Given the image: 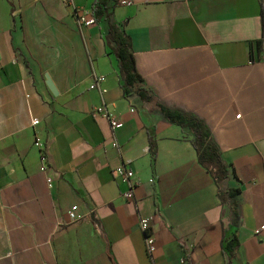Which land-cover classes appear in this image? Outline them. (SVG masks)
I'll list each match as a JSON object with an SVG mask.
<instances>
[{
  "label": "crops",
  "instance_id": "crops-1",
  "mask_svg": "<svg viewBox=\"0 0 264 264\" xmlns=\"http://www.w3.org/2000/svg\"><path fill=\"white\" fill-rule=\"evenodd\" d=\"M70 1L0 0V264H151L141 218L151 219L157 264H228L234 235L235 264H264V0ZM98 3L130 37L158 101L209 128L232 170L222 191L240 189L237 217L191 132L125 97L106 19L87 27L75 15H95ZM96 76L105 80L91 89ZM102 105L123 128L94 114ZM123 164L139 180L135 199L115 173Z\"/></svg>",
  "mask_w": 264,
  "mask_h": 264
},
{
  "label": "trees",
  "instance_id": "trees-1",
  "mask_svg": "<svg viewBox=\"0 0 264 264\" xmlns=\"http://www.w3.org/2000/svg\"><path fill=\"white\" fill-rule=\"evenodd\" d=\"M96 19L105 18L108 23L106 43L115 54L120 70V78L125 97L138 98L143 104L155 105L162 115L173 125L191 132L193 146L197 152L199 164L207 170L214 182L219 187V197L222 203H230L234 215L237 217L238 202L236 197L240 193L239 188H230L228 192L222 191V185L232 175L230 165L226 163L215 142L212 139L209 128L192 113L179 109L169 108L158 101L157 97L147 88L145 81L138 71L135 54L132 50V42L125 31L112 19L111 13L103 11L101 4L95 8ZM157 144L151 136V152L153 163L156 161ZM240 240L237 235L225 240V251L228 264H235Z\"/></svg>",
  "mask_w": 264,
  "mask_h": 264
},
{
  "label": "built area",
  "instance_id": "built-area-1",
  "mask_svg": "<svg viewBox=\"0 0 264 264\" xmlns=\"http://www.w3.org/2000/svg\"><path fill=\"white\" fill-rule=\"evenodd\" d=\"M63 2L67 3L68 5H71L70 0H62ZM125 4V2H123ZM75 15L79 21V23L83 26L91 27L97 24V19L93 13H90L88 10L85 9H76ZM105 77L103 76H96L93 80V83L91 85V89H98L101 87L102 83L104 82ZM94 114L96 115H103L109 118L110 126L113 132H116L117 130L123 128L124 123L114 119L106 105H102L94 110ZM240 117V115L238 116ZM40 121L35 120L34 125L37 126L39 125ZM35 146L40 150V160H41V166H40V171L41 173L47 174V181L50 187L53 186L54 182V177L51 173H54L50 164H49V159L48 155L46 152V145L45 142L41 138H37L35 140ZM113 147L116 149H120V145L116 140L113 142ZM115 173L117 176L123 178L125 181H127L129 185V191L124 193V198L125 199H135L134 196V189L139 186V180L136 178L134 171L129 168L127 165L123 164L119 166L117 169H115ZM76 209L77 207L72 208L68 212L69 220L71 222H74L78 219L76 216ZM140 227L141 230L144 234V239H145V246H146V252L147 255L150 259L151 264H157L156 258H155V253L157 250L156 246V238L152 232L151 228V219L150 218H141L140 219ZM264 230V225H262L259 229V232Z\"/></svg>",
  "mask_w": 264,
  "mask_h": 264
},
{
  "label": "water",
  "instance_id": "water-1",
  "mask_svg": "<svg viewBox=\"0 0 264 264\" xmlns=\"http://www.w3.org/2000/svg\"><path fill=\"white\" fill-rule=\"evenodd\" d=\"M47 85L54 95H58L57 88L54 85V83L51 80L49 75L47 76ZM90 219H91V221H93L95 227L99 230L100 234L104 235V231H103V228H102L100 221L97 218L93 217L92 215L90 216Z\"/></svg>",
  "mask_w": 264,
  "mask_h": 264
}]
</instances>
